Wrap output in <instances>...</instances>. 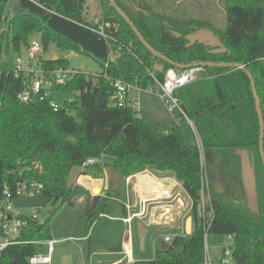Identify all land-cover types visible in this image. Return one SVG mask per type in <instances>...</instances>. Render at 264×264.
<instances>
[{"label":"trees","instance_id":"trees-1","mask_svg":"<svg viewBox=\"0 0 264 264\" xmlns=\"http://www.w3.org/2000/svg\"><path fill=\"white\" fill-rule=\"evenodd\" d=\"M86 2L17 0V10L8 18L12 0H0V58L9 52L21 54L36 37L43 54L50 46L59 52H81L102 69L95 75L77 71L57 87L73 93L75 99L62 102L56 111L49 106L50 99L34 97L20 103L16 97L29 79L0 72V200L5 188L14 191L18 183L35 180L42 184L37 197L60 207L74 196V188H67L74 169L79 175L92 172L100 176L109 170L123 178L147 168L171 172L192 202V230L158 248L153 259L132 264H202L206 235L234 237L233 264H264V210L251 206L241 176L243 154L250 153L264 177L258 119L245 72L207 66L199 78L173 92L192 123L199 146L186 138V123L156 131L141 113L138 116L129 107L112 104L111 83L121 80L140 89L153 87L155 61L161 63V71L153 77L161 84L168 71H181L153 58L108 0H98L101 20L96 25L88 20ZM115 2L144 40L174 63L243 65L254 81L264 123V0H223V30L204 20L166 16L149 0ZM101 24L109 25L104 28L106 39L94 31ZM203 29L212 31L215 43L190 39ZM66 64L63 57H42L37 62L48 72L65 70ZM89 159L95 163L82 168ZM32 163L40 170L24 171ZM105 194L120 198L110 187ZM206 197L208 203L198 218L197 206ZM107 211V199L93 197L84 208V231ZM17 218L26 222L21 231L24 243L7 246L0 254V264H27L37 252L31 242L51 239L49 221Z\"/></svg>","mask_w":264,"mask_h":264},{"label":"rangeland","instance_id":"rangeland-1","mask_svg":"<svg viewBox=\"0 0 264 264\" xmlns=\"http://www.w3.org/2000/svg\"><path fill=\"white\" fill-rule=\"evenodd\" d=\"M149 2L153 6L157 4L166 16H173V18L179 20L191 18L204 20L218 30L225 28L226 22L223 11V0H149ZM91 4H93L92 7H95L97 11L95 15L98 16V20L96 23L93 21V24L96 25L101 20V7L98 5V0H93ZM11 9L13 13L16 12L17 0H12ZM88 20H94V18L88 17ZM24 54L25 52L22 53L23 57ZM41 56L45 59L63 57L67 61L66 67L70 72L79 71L84 74L95 75L102 71L98 62L81 52H59L54 46H50L48 51L44 54L42 53ZM13 58L14 54L11 52L2 54L0 58V69L4 71L11 70L13 67ZM160 71L161 63L155 61L152 67V75H157ZM141 94L143 93L138 94V108L144 122L152 129L163 132L171 125V122H168L167 119L168 115L171 116V114L166 105L154 95L152 97L156 102H151L152 107H149L150 104L148 101H150V96L144 95L140 97ZM133 96H137V92H133ZM51 99L58 104H62L64 101L74 100L75 97L71 92L52 89ZM144 101L147 104L146 107ZM184 134L189 141L195 142V136L188 126L184 127ZM241 176L244 180V187L245 189L247 188V197L250 199L251 206L256 208L258 200L259 209L264 210V177L258 171L252 157L250 161L248 154H243ZM108 205L110 216H114V211H121L120 203L109 200ZM12 207V215L15 218L18 216L31 217L33 214H36L39 222L49 221L48 225L51 238L62 240L54 244L51 264H88V244L79 240V237L84 232L86 219L82 209H79L78 206L71 207L68 203H64L59 207L58 204H53L46 199L29 196L14 198L12 200ZM110 220L112 219H108L107 216L98 218L92 227L94 229L91 231V244L97 241L101 242L103 244H100L103 246L101 248L102 250H106V252H109L107 251L108 247L116 245L115 243L120 234L118 224ZM130 230L133 231L135 259L145 261L151 259L152 249L150 241L153 234L149 230L144 229L141 222L135 223L134 226L130 227ZM68 237H72L75 240H65L70 239ZM224 243L225 237L212 235H206L205 237V244L209 248L216 245L215 249L218 253L220 252V245ZM81 249L82 252H80ZM44 251L45 247H37V252L42 253ZM210 260L212 262L211 264H219L217 259L211 257Z\"/></svg>","mask_w":264,"mask_h":264},{"label":"crops","instance_id":"crops-1","mask_svg":"<svg viewBox=\"0 0 264 264\" xmlns=\"http://www.w3.org/2000/svg\"><path fill=\"white\" fill-rule=\"evenodd\" d=\"M92 1L93 0H87L86 2L87 12L92 19L95 16L93 21L96 23L98 16L95 15L97 11L95 7H92ZM56 58L57 57H54L53 59ZM142 93L143 94H141L140 97L144 95L150 96V101L148 102L150 104L149 107H152L151 102H156L152 97L154 94ZM144 105L145 107L147 106L145 101ZM168 117V122H171L169 127L186 123V126L189 127L195 136L196 143L199 146V139L197 138L195 131L183 117H178L176 115H168ZM248 155L250 156L251 161L250 153H248ZM105 172L108 175V182L110 183L109 187L117 192L120 195V198H108L106 196V190L104 189V175L100 176L88 172L85 175H79L74 187V196L68 203L71 207L78 206V208L82 209L84 213L85 206L93 197L98 196L106 198L108 211L106 214H99L98 218L107 216L108 219H112L110 221L117 223L120 229L119 238L115 243L116 245L107 248V251L109 252L102 250L101 247L103 246L101 245L103 244L99 241L91 244V231L94 229H92V227L95 225L96 221L93 222L87 233L85 231L82 233L79 240L88 244V264H126L127 260L123 252V247L128 249L133 261L138 260L134 257L133 231L130 230V227L134 226L135 223L141 222L144 229L149 230L153 234L150 241L152 249L151 259L154 258L155 251L158 248L168 244L164 243L165 237H170L172 239L175 235H185L186 224L188 222H191V232L192 202L182 189L181 183L175 179L171 172H159L152 168H147L142 172L126 178L120 177L118 174L109 170H106ZM97 190L99 193L96 195L94 192ZM245 190L247 197V188ZM247 199L250 201L249 197H247ZM109 200L121 204V211H114V216L109 215ZM257 206L259 208L258 200ZM68 238L70 239L65 240H75L72 237ZM51 239L56 242L62 241L54 238ZM215 248L216 245L209 248V246L205 244L206 251L213 259H217L220 253H218ZM80 252H82V249Z\"/></svg>","mask_w":264,"mask_h":264},{"label":"built area","instance_id":"built-area-1","mask_svg":"<svg viewBox=\"0 0 264 264\" xmlns=\"http://www.w3.org/2000/svg\"><path fill=\"white\" fill-rule=\"evenodd\" d=\"M13 15L11 7L7 9V17L11 18ZM108 24L100 25L96 30L100 36L104 39L108 36L104 33V28H107ZM24 57L22 53H24ZM19 55H14L13 67L9 72L13 74L15 78L19 76H25L29 79V83L24 89L18 93L16 99L20 103H28L32 98H37L40 101L45 99L49 100V106L54 110H58L60 104L51 99L52 89H56L59 86H64L67 81L71 79L75 72H70L68 69H56L53 71H45L40 69L37 65L39 56L42 54V48L38 40L33 39L30 41L28 47ZM3 71L0 69V72ZM201 69L193 68L176 73L170 70L166 73L164 83H160L152 76L154 80L153 87H147L146 89H140L135 86H130L121 80L112 81L111 86L113 93L110 96V101L113 105L126 108L129 107L137 112L139 116V103L138 94L145 92L148 94H154L162 101L169 113L173 116L180 115L185 121L193 128L191 121L187 119L183 111L179 106L178 100L174 97L173 92L176 89L181 88L185 84H188L200 76ZM133 92H137V96H133ZM179 117V116H178ZM95 161L89 159L83 163L82 168L93 165ZM40 170V166L37 163H32L24 171ZM42 190V184L35 180H24L16 185L14 191L9 188H5L0 200V254L10 245H19L24 243L21 237V231L26 226V222L13 217L12 200L16 197H37ZM203 212V211H202ZM203 215V214H202ZM32 219L37 220L36 214L31 216ZM127 221V220H126ZM178 236V235H175ZM173 236V237H175ZM173 239V238H172ZM170 237L164 238V243H170L172 240ZM36 247H45V251L40 253L36 252L27 259V264H51V258L53 254V247L56 241L49 239L41 242H31ZM234 237L232 235L225 236V243L220 245V253L217 257L219 264H231L232 253L234 249ZM123 252L126 257L127 263L132 264L131 255L127 248L123 247ZM211 256L205 249V256L202 264H211Z\"/></svg>","mask_w":264,"mask_h":264},{"label":"water","instance_id":"water-1","mask_svg":"<svg viewBox=\"0 0 264 264\" xmlns=\"http://www.w3.org/2000/svg\"><path fill=\"white\" fill-rule=\"evenodd\" d=\"M109 5L116 11V13L123 19V21L128 25L132 33L135 35V37L138 39V41L145 47V49L152 55L153 58L159 59L162 62H165L174 68L184 71V70H189L193 68H204V67H217V68H225V67H230V68H235V69H240L245 72L246 76L249 78L250 85H251V91L252 95L254 98V105L256 109V114H257V119H258V125H259V155H260V160L262 163V166L264 168V151H263V141H264V123H263V118L260 112V101L259 98L256 94L255 91V86H254V81L252 79V76L250 73H248L244 66L239 64V63H214V62H202V63H193V64H188V65H182V64H177L174 63L172 60L168 59L166 56L158 53L155 51L142 37L140 32L137 30L135 25L131 22V20L128 18V16L118 7L116 4L115 0H108ZM141 11V10H139ZM190 39L192 40H198L202 42H208V43H215V38L213 36L212 31L209 29H203L199 32H196L190 36ZM42 60V56H39L38 61L40 62ZM104 189L107 190L108 187L110 186V183L108 182V175L106 172H104ZM79 177V170L74 169L72 172H70L68 179H67V188H74L75 183ZM96 195L99 193V191L94 192ZM208 203L207 197L203 199L202 203L197 206V215L198 218L202 217V211H203V205ZM190 226L191 222H188L186 224V234L190 233Z\"/></svg>","mask_w":264,"mask_h":264}]
</instances>
